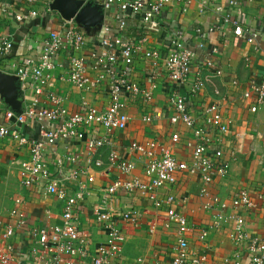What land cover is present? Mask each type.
<instances>
[{
    "label": "built area",
    "instance_id": "obj_1",
    "mask_svg": "<svg viewBox=\"0 0 264 264\" xmlns=\"http://www.w3.org/2000/svg\"><path fill=\"white\" fill-rule=\"evenodd\" d=\"M193 1L23 0L24 10L13 12V19L19 23L38 22L40 17L56 22L33 37L29 52L17 56L14 69L8 70V61L0 63V85L9 77L17 84V88L15 85L0 88L2 101L3 90L12 97L0 107V142H12L19 151L16 165L22 193L61 202V211L58 221L29 223L22 208L26 199L21 192L15 194L12 207L0 218V264H61L64 259L67 264H71L70 259L78 264H122L119 250L125 236L120 224L133 223L137 217L129 209L114 207L113 201L117 194L135 191L162 210L166 216L162 222L165 229L176 226L177 236L169 248L171 264H219L203 249L204 241L209 228L219 227L228 220L234 222L228 239L235 244L246 241L244 262L236 255L232 264H264V233L248 236L244 217L237 212L258 208L250 192L239 189L227 203L210 191L211 184L228 173L229 159L224 156L222 143L233 120L223 114L215 101L201 106L198 116L187 105V100L204 87L201 66L215 69L210 56L216 52L213 48L208 59L198 65L193 63L195 53L178 24ZM253 1L256 0H226L225 3L231 9ZM200 2L219 17L214 26L219 31L225 32L229 27L234 35L245 33L249 43L259 35L258 29L234 19L217 0ZM38 3L42 13L33 6ZM170 3L177 7V16L172 20L171 14L162 16ZM64 5L70 7L67 16L60 9ZM84 6L101 15L96 25L77 18V12ZM8 9H11L9 3L0 1V11ZM133 20L140 24L137 37H124L122 33ZM156 25L164 33L162 48L143 49L148 31ZM111 27L117 31L116 37ZM15 43L9 32H0L1 59L11 58ZM137 55L149 60V72L153 76L164 74L168 119L172 124L182 123L191 133L184 144L190 151L188 159L174 155L173 144L179 140L176 132L171 134V144L154 138L133 140L122 145V152L114 145L116 133L126 129L130 119L127 100L140 95L146 102L150 97V92L130 76ZM63 66L57 78L79 90L76 110L66 105L64 95L53 90L55 70ZM249 89L253 93L249 109L255 111L264 102V75H253ZM98 91L105 93L107 106L100 107L86 99L88 94ZM143 119L150 121L151 116L146 113ZM65 141H76L92 149L84 169L77 166L75 155L55 157L53 148H59ZM126 153H131L133 158H126ZM48 154L53 155L52 163L47 159ZM91 165L105 166L107 173L116 170L120 174L97 192L99 203L94 217L104 238L96 243L82 232L78 215L80 202L90 192L84 175ZM137 165L141 167V175L133 174ZM183 172L199 177L197 192L204 199L203 208L219 209L212 222L199 229L196 239L202 247L198 249L182 233L187 220L178 207L181 200L173 192L178 174ZM256 196L264 204V185L257 189ZM228 207L232 212H221ZM136 260L139 264H156L145 262L142 257Z\"/></svg>",
    "mask_w": 264,
    "mask_h": 264
},
{
    "label": "crops",
    "instance_id": "obj_2",
    "mask_svg": "<svg viewBox=\"0 0 264 264\" xmlns=\"http://www.w3.org/2000/svg\"><path fill=\"white\" fill-rule=\"evenodd\" d=\"M0 1H5L11 6L8 11H0V32H9L16 42L11 58L8 60L0 58V63L8 61L10 67L8 70L11 71L14 69L17 56L29 52L33 37L45 31L46 28L54 26L56 20H47V17L43 20L40 17L38 22L32 20L27 24L19 23L13 19L12 15L14 11L24 10L23 0ZM217 1L224 5V10L229 11L234 19L250 28L258 29L260 33L253 43H249L246 41L245 33L242 36L234 35L229 27L224 30L225 32H221L214 27L219 17L211 13L206 6H202L200 0L190 3L191 5L187 12L180 17L178 24L183 29L186 42L195 53L193 63L198 65L204 62L209 58L210 50L213 48H216V52L210 56L215 63V69H207L201 66L204 87L187 100V105L191 107L193 115L198 116V110L201 106L215 101L220 105L223 114L233 120V126L222 143L224 156L229 159L228 173L214 181L210 186V191L227 203L239 189L245 188L250 192V196L256 201L258 208L252 210L238 209L237 212L244 217L247 235L252 236L264 233V204L256 196L257 189L264 185V102L255 111L249 109L253 95L249 89L250 80L253 75H264V3L256 0L251 3H241L228 9L226 0ZM40 5L41 3H38L33 6L39 13H42V6ZM66 10L68 12L70 9L66 7ZM166 13L173 16L171 20L174 19L177 16L176 5L170 3L163 10L162 16ZM138 28H140L138 21H130L122 34L124 37L135 38ZM111 31L115 37L118 35L112 27ZM162 35H164L163 30L156 25L148 31L147 39L142 48H162L164 42ZM149 65V60L143 59L139 55L135 56L130 76L137 80L144 90L150 92V97L146 102L141 99L140 95L127 100L126 111L130 119L126 129L116 133L114 145L122 152L124 150L122 145L133 140L143 141L154 138L171 144V134L176 132L179 134V140L173 144L174 155L180 159H188L190 151L184 144L186 139L191 138L190 130L180 122L170 123L164 74L161 72L159 76H153L149 72ZM64 66L57 67L55 70L56 78L53 83V90L64 95L66 105L71 110H76L80 101L79 90L57 78ZM92 74H95V71H92ZM12 85L17 88L13 79L9 83V86ZM20 94L23 97V94ZM105 98V93L98 91L88 94L86 99L100 107H105L107 106V99ZM4 105L0 99V107ZM146 113L151 116L150 121L143 119V115ZM4 148L6 150L11 148V154L14 158L10 162L14 164L13 167L17 170L16 163L17 159L20 158L19 151H16L15 146L9 141L0 142V152H3ZM53 149L56 151L55 157H64L67 154L77 156V166L81 169L88 165L86 157L88 152L92 151L91 148L80 145L76 141L62 142L59 148L54 147ZM102 156L105 161L104 153ZM125 157L131 159L133 155L126 153ZM47 159L52 163L53 155L48 154ZM141 172V167L137 165L133 174L141 175ZM119 175L116 170L107 173L105 166L99 168L93 165L87 169V174L84 175L90 192L80 202L78 215L82 232L88 234L93 243L104 238V234L94 217V212L99 203L97 192ZM16 176L18 184L17 171ZM121 177L123 176L121 175ZM199 187V177L184 172L178 174L177 182L173 187V192L181 200L178 202V207L187 220L182 233L197 249L202 247L199 240L196 239L199 229L208 226L212 222L215 212L219 211L216 208L211 210L203 208L204 199L197 192ZM19 192L26 199L22 208L29 223L40 224L58 221L61 202L38 199L34 195L22 193L20 186L17 193ZM113 205L118 209H129L137 217L133 223L123 222L120 224L125 236L119 250L121 263L139 264L136 259L142 257L145 262L171 264L169 248L175 241L177 231L175 224L168 229L162 226V222L166 218L162 210L156 209L136 191L125 195L117 194ZM45 206L46 209L50 210L49 214L45 212ZM221 212L229 213L232 211L228 207L222 209ZM233 225V220H228L219 227L209 228L205 238L203 249L219 264H232L236 255L242 263L244 262L246 241L235 244L228 239ZM154 241L156 242L155 245ZM133 252H140L141 255H133ZM70 261L71 264H78L76 260L70 259ZM61 264H67L66 259Z\"/></svg>",
    "mask_w": 264,
    "mask_h": 264
},
{
    "label": "rangeland",
    "instance_id": "obj_3",
    "mask_svg": "<svg viewBox=\"0 0 264 264\" xmlns=\"http://www.w3.org/2000/svg\"><path fill=\"white\" fill-rule=\"evenodd\" d=\"M5 148L3 152H0V218L4 217L12 207V198L19 189L16 179L17 170L13 167L14 164L10 162L14 158L11 154L12 147L7 150ZM155 243L154 241V245ZM133 255L140 256L141 254L140 252H133Z\"/></svg>",
    "mask_w": 264,
    "mask_h": 264
},
{
    "label": "water",
    "instance_id": "obj_4",
    "mask_svg": "<svg viewBox=\"0 0 264 264\" xmlns=\"http://www.w3.org/2000/svg\"><path fill=\"white\" fill-rule=\"evenodd\" d=\"M66 7L70 9L69 6H65V5L63 7H60V9L63 8V14L67 16L70 14V10H68L67 12ZM77 18L83 21V23L85 22L86 24L93 26V25H96V23L101 19V15L93 12L88 6H84L77 12ZM7 79L8 80L6 82L3 81V83H1L0 85L1 89H3L5 85L9 86L11 78L9 77ZM12 86H9V87H12ZM1 95L5 103H9V100H11L12 98V97H8V92L4 90L1 92Z\"/></svg>",
    "mask_w": 264,
    "mask_h": 264
}]
</instances>
